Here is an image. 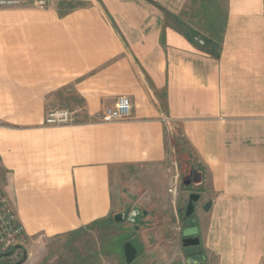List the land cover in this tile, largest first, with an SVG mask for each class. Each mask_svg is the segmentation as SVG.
<instances>
[{"label": "crops", "instance_id": "obj_1", "mask_svg": "<svg viewBox=\"0 0 264 264\" xmlns=\"http://www.w3.org/2000/svg\"><path fill=\"white\" fill-rule=\"evenodd\" d=\"M120 95L130 118L98 121ZM49 106L83 121L47 126ZM168 131L191 156V186L172 175L156 188ZM0 177L28 242L127 212L139 252L127 263L121 250L125 264H264V0L0 7ZM192 220L199 244L184 245Z\"/></svg>", "mask_w": 264, "mask_h": 264}, {"label": "rangeland", "instance_id": "obj_2", "mask_svg": "<svg viewBox=\"0 0 264 264\" xmlns=\"http://www.w3.org/2000/svg\"><path fill=\"white\" fill-rule=\"evenodd\" d=\"M30 6L36 7L34 5ZM49 108L67 107L49 106L46 110ZM81 114L83 115L82 112ZM174 131H168V161L164 164L165 166H162V169L157 172V176L154 178L156 188L160 190L171 188L172 185L168 187L167 182L168 185L169 183L171 184L172 175H176L178 187L189 185L184 183V180L187 179L189 174H191L192 177L195 174L197 175V171L192 169L191 156L188 153L184 141L181 140V142L174 147L171 146L173 142L172 134ZM146 182V179L143 177L137 180L136 186L139 188L138 191H141V189L143 190L146 186ZM166 196V203L169 204L170 196ZM145 198V203H147L148 196L146 195ZM165 208H167V206H165ZM164 216L165 217L159 219L160 222L171 221L170 217H166V212ZM129 217L130 216L126 212L123 220L114 222L112 225L105 224L100 230H93L92 233L81 234L78 232L71 235H61L49 240L44 239V237L38 238L37 236L36 238L39 240L34 239L31 242H28V240L26 241L25 248L22 250L25 253L21 251L22 253L19 255V260H24L21 264H125L126 262H124L123 256L121 255V250H123L122 243L125 240L133 242L137 248V252H139V247L134 240L135 237H130L134 235L133 225L137 222L131 221ZM179 219L181 220L180 217ZM99 231L100 234L97 235ZM179 257L183 258L181 253ZM11 259L12 258L7 256H0V264H14L15 262L13 263Z\"/></svg>", "mask_w": 264, "mask_h": 264}, {"label": "built area", "instance_id": "obj_3", "mask_svg": "<svg viewBox=\"0 0 264 264\" xmlns=\"http://www.w3.org/2000/svg\"><path fill=\"white\" fill-rule=\"evenodd\" d=\"M34 5L45 7L47 0H0V7H18ZM200 44L203 39L197 38ZM131 104L129 100L120 95L111 106H105L100 114H97L98 121L113 122L127 120L131 116ZM83 121V115L76 109L49 108L44 115V124L47 125H72ZM170 189V188H169ZM43 235L39 234L38 238ZM28 237L18 214L7 194L4 192L0 177V254L9 253L7 257L12 258L14 263L19 260V255L24 251ZM22 251V252H21Z\"/></svg>", "mask_w": 264, "mask_h": 264}, {"label": "water", "instance_id": "obj_4", "mask_svg": "<svg viewBox=\"0 0 264 264\" xmlns=\"http://www.w3.org/2000/svg\"><path fill=\"white\" fill-rule=\"evenodd\" d=\"M198 178V175H194L193 177L188 175L187 179L184 180L185 184H189L191 181H194ZM199 200V194L195 192H191L188 197V201L186 205L184 206V217H189L196 209V204ZM210 205V201H207L204 203L203 208L206 209ZM124 213L118 212L114 214V220L116 222L121 221L124 219ZM134 215L129 217L131 221H135ZM194 225L192 226H185L181 230V236H182V242L184 245H198L199 244V237L197 235L198 233V227L195 224V221H191ZM123 253L124 258L127 263H130L136 254V247L133 245L131 241H125L123 243ZM9 253H3L0 254V256H8ZM24 260H18L14 264H21Z\"/></svg>", "mask_w": 264, "mask_h": 264}, {"label": "flooded vegetation", "instance_id": "obj_5", "mask_svg": "<svg viewBox=\"0 0 264 264\" xmlns=\"http://www.w3.org/2000/svg\"><path fill=\"white\" fill-rule=\"evenodd\" d=\"M190 176H191V174H189ZM193 184V181H191L190 183H189V185L188 186H191ZM191 192H195V191H191ZM190 192V193H191ZM195 193H197V192H195ZM188 201V200H187ZM186 205V204H185ZM184 205V206H185ZM194 213V212H193ZM193 213L189 216V217H184V207H183V209H182V217L185 219V220H188V219H190V217L193 215ZM191 222V221H190Z\"/></svg>", "mask_w": 264, "mask_h": 264}, {"label": "trees", "instance_id": "obj_6", "mask_svg": "<svg viewBox=\"0 0 264 264\" xmlns=\"http://www.w3.org/2000/svg\"><path fill=\"white\" fill-rule=\"evenodd\" d=\"M125 241H126V240H125ZM125 241H124V242H125ZM124 242H123V243H124ZM123 243H122V244H123Z\"/></svg>", "mask_w": 264, "mask_h": 264}]
</instances>
